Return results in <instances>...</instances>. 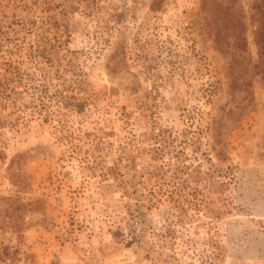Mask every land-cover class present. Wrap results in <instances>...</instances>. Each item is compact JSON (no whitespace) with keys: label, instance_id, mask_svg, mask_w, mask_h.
<instances>
[{"label":"rangeland","instance_id":"obj_1","mask_svg":"<svg viewBox=\"0 0 264 264\" xmlns=\"http://www.w3.org/2000/svg\"><path fill=\"white\" fill-rule=\"evenodd\" d=\"M0 264H264V0H0Z\"/></svg>","mask_w":264,"mask_h":264}]
</instances>
